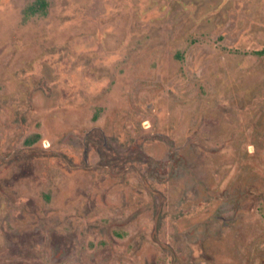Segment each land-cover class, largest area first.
<instances>
[{
	"label": "rangeland",
	"instance_id": "1",
	"mask_svg": "<svg viewBox=\"0 0 264 264\" xmlns=\"http://www.w3.org/2000/svg\"><path fill=\"white\" fill-rule=\"evenodd\" d=\"M0 0V264H264V0Z\"/></svg>",
	"mask_w": 264,
	"mask_h": 264
},
{
	"label": "trees",
	"instance_id": "2",
	"mask_svg": "<svg viewBox=\"0 0 264 264\" xmlns=\"http://www.w3.org/2000/svg\"><path fill=\"white\" fill-rule=\"evenodd\" d=\"M46 5V2L44 0H38L33 6H31V10L32 11H39V10H43L44 7ZM256 54L258 55H262L264 54V48L261 50H257L255 51Z\"/></svg>",
	"mask_w": 264,
	"mask_h": 264
}]
</instances>
